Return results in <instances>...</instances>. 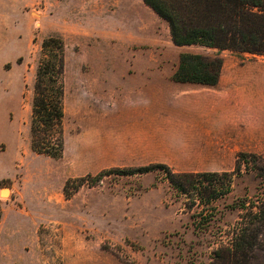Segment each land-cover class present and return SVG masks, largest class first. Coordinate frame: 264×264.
I'll list each match as a JSON object with an SVG mask.
<instances>
[{
    "label": "rangeland",
    "instance_id": "1",
    "mask_svg": "<svg viewBox=\"0 0 264 264\" xmlns=\"http://www.w3.org/2000/svg\"><path fill=\"white\" fill-rule=\"evenodd\" d=\"M51 36L65 55L59 158L30 148L35 73ZM183 52L254 66L264 78L263 55L175 45L168 22L143 0H0V264H264V230L246 258L226 260L239 205L254 210L264 200V152H236L251 156L231 191L209 201L178 192L159 168L107 172L64 194L69 180L159 163L139 131L121 129L125 105L115 98L124 71H174ZM240 107L223 113L246 129Z\"/></svg>",
    "mask_w": 264,
    "mask_h": 264
},
{
    "label": "trees",
    "instance_id": "2",
    "mask_svg": "<svg viewBox=\"0 0 264 264\" xmlns=\"http://www.w3.org/2000/svg\"><path fill=\"white\" fill-rule=\"evenodd\" d=\"M143 1L168 22L172 41L177 46L200 45L264 56V0ZM41 46L43 56L36 68L29 122L30 148L34 153L59 158L64 148V42L61 37L51 36L44 39ZM222 64L223 58L219 55L183 52L171 79L176 83L213 88L219 83ZM249 156L251 154L238 153L234 170L229 172H179L164 163L110 169L94 177L86 175L69 180L63 190L68 196L71 184L75 183L73 190L84 183L93 185L107 172L135 173L159 168L178 192L191 199L197 196L209 201L231 191L233 176L241 172V164ZM239 206L245 212L233 237L232 248L226 250V260L236 263L253 251L264 230V200L254 210L255 205L246 208L245 203H241Z\"/></svg>",
    "mask_w": 264,
    "mask_h": 264
},
{
    "label": "crops",
    "instance_id": "3",
    "mask_svg": "<svg viewBox=\"0 0 264 264\" xmlns=\"http://www.w3.org/2000/svg\"><path fill=\"white\" fill-rule=\"evenodd\" d=\"M173 72L127 69L122 73L125 86L115 98L125 105L121 129L139 131L142 143L155 151L153 161L179 172H217L232 169L238 151L264 152V78L256 67L240 69L224 58L213 88L176 83ZM227 72L228 81L223 77ZM237 84L242 90L235 89ZM237 105L240 113L246 109L250 115L244 118L246 129L223 113Z\"/></svg>",
    "mask_w": 264,
    "mask_h": 264
}]
</instances>
